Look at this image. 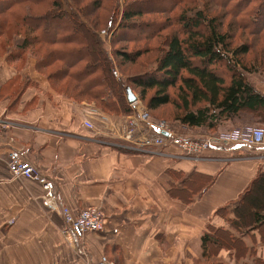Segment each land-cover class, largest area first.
Listing matches in <instances>:
<instances>
[{
	"label": "crops",
	"instance_id": "0c3cea01",
	"mask_svg": "<svg viewBox=\"0 0 264 264\" xmlns=\"http://www.w3.org/2000/svg\"><path fill=\"white\" fill-rule=\"evenodd\" d=\"M15 71L0 68V264H77L83 257L61 215L41 205L40 185L10 177L6 154L12 148L55 179L70 209L102 210L103 228L81 239L84 258L105 255L117 264H264V177L251 189L264 173V146L231 143L195 158L170 145L140 149L122 138L124 117L91 104L111 122L90 116L95 127L90 130L82 125L88 104L53 92L41 95L44 82L11 102L14 76L25 77ZM257 88L264 93V85ZM243 123L264 125L261 119H229L212 130L173 128L204 136ZM204 128L206 133L200 132ZM191 173L197 174L192 186L210 182L191 190L182 183ZM235 208L245 211L247 222ZM204 233L212 238L205 256Z\"/></svg>",
	"mask_w": 264,
	"mask_h": 264
},
{
	"label": "trees",
	"instance_id": "16d2710c",
	"mask_svg": "<svg viewBox=\"0 0 264 264\" xmlns=\"http://www.w3.org/2000/svg\"><path fill=\"white\" fill-rule=\"evenodd\" d=\"M72 1L78 4L81 0ZM105 1L94 0L93 11L103 7ZM148 1L152 4L149 8H146L144 3L140 6L132 3L134 8L132 5H127L121 15V23L124 22L126 26L123 25V28H129L127 24H133L131 21L137 20L135 18L150 13L164 14L162 19L169 18L168 22L172 25L175 21L180 24L178 30L174 28V32L165 37L163 41L165 48L157 59L155 71L147 74V78L133 81L143 94L150 90L156 91L148 101V108L157 109L172 102L169 90L177 87L182 96V103L177 99L178 103L175 106L178 114L175 118L181 124L212 130L220 121L238 119L244 112L255 114L256 117L251 116L250 119L264 121V93L252 85L242 71L237 70L236 64L229 63L230 60L240 63L239 56L248 52V45L243 43L233 48L230 32L221 29L222 20L218 21L216 17L207 20L202 11H196L189 16L185 14L187 9L183 8L178 17L172 15L181 3L184 4V0ZM213 2L220 7H228L227 13H235L233 17L243 21L245 25L259 22L257 12L246 10L247 6L253 5L256 0H247L241 9L237 7L242 1L221 0L220 4L217 0ZM60 5L59 0H0V16L17 22L16 31L26 29L33 34L25 33L22 43L16 46L15 51L8 54V58L21 59L27 48L36 44L48 45L52 48L51 53L44 60L38 61L37 65H50L55 61L61 63L63 66L56 75L60 76V79L72 81L86 97L95 102L97 108L110 115L131 113L132 108L126 103L124 92L127 87L134 92L133 88L128 84L124 86L122 78L117 77L112 59L94 31L77 17L78 14L63 13ZM23 11H26L24 15L21 13ZM247 13L254 15L246 16ZM8 22L10 21H4V23ZM8 24L0 26V29L8 30L11 28L10 23ZM263 24L264 18L261 25ZM135 26L141 27L144 24H135L132 27ZM145 26L153 27L150 37L155 38L162 32L164 24L161 28V25H156V31L154 26L149 24ZM53 27L56 32L48 35V31L51 32ZM179 32H183L185 36L181 37ZM2 35L4 33L0 32V40ZM140 54L136 52L125 57L128 61L129 59L133 61ZM99 60L102 61L101 64ZM221 65H228L229 75L220 72ZM125 82L128 83L127 80ZM244 125L246 123L237 127ZM196 177V173H191L182 178V183L185 186L186 183L189 184L188 188L191 190L200 191L210 182L209 179L204 185L196 182L192 186ZM263 177L264 173L259 174L253 180L254 185L251 184V189ZM244 212L242 208L239 211L235 208V213L247 222L248 218L244 217ZM259 218V214H254L256 221H259ZM201 240L203 256H205L206 245L211 244L212 238L210 234L204 233Z\"/></svg>",
	"mask_w": 264,
	"mask_h": 264
},
{
	"label": "rangeland",
	"instance_id": "374dc122",
	"mask_svg": "<svg viewBox=\"0 0 264 264\" xmlns=\"http://www.w3.org/2000/svg\"><path fill=\"white\" fill-rule=\"evenodd\" d=\"M59 1H61L60 8L63 13L78 14L77 17L90 27L97 37L100 38L102 46L110 55L112 62L114 63L113 65L117 71V77L122 78L124 86L127 84L131 85L134 94L138 98L137 105L133 108L131 103L127 102L125 91V100L132 108V112L115 116L126 117L125 115L136 114V110H143L148 113L149 118L153 121L162 120L171 128L181 127V123L175 118L178 114V109L175 106L178 103L177 99L182 103V96L177 87L170 88L169 90L172 102L161 105L157 109H150L147 104L156 91L150 90L147 91L146 94H143L140 89L133 84V81H136L139 78H144L147 74L155 71L157 67V59L165 48L163 42L165 37L172 34L174 32L173 30H178L180 24L177 21H175L173 25L170 24L168 22L169 18L162 19L165 16L164 14L150 13L135 18L137 20L131 21L134 25L143 23L144 26L132 27L134 26L133 24H127L129 28H123V25L124 27L126 26L124 22L121 23V15L127 5L133 6V4H139L138 6H140L141 3H144L146 4L144 6L149 8L152 4L149 3L148 0H106L103 7L96 8L95 11L92 9L94 0H81L78 4L74 3L72 0ZM238 1H242V3L237 9H241V6L247 3V0H237V2ZM217 2L220 4L221 0H217ZM167 4L169 3L167 2ZM233 7L236 6L233 5ZM183 8L187 9L185 14L189 16L193 15L196 11H202L205 17H207V20L212 17H216L218 21L222 20L221 29L224 32H230L233 48L243 43L248 45V52L245 55L239 56L240 63L236 60H230V65L236 64L237 70L242 71L252 85H255L256 87L264 85V24L261 25L264 18V0H256L253 5L247 6V11H253V13L257 12L259 15V22L252 23V25H245L243 21H238L239 19L233 17L235 16V13H227L228 7H220L214 3L213 0H184V4L181 3L172 15L178 17ZM233 11L235 12V8ZM25 12L26 11H23L21 13L25 14ZM31 12H33V15H36L34 11ZM223 13H225V15ZM250 15L252 16L254 14L247 13L246 16ZM254 18L256 19V17ZM5 20L10 21L8 23H10L11 28L8 30L0 29V32L4 33L0 40V68L4 66L6 68L12 67L16 70L15 72L17 75L23 73V76H25L22 79H17L16 76H14L13 83L11 84L8 93L11 102H15L18 99L21 100L26 89L30 90V88H35L36 90H39L41 82H44L45 87L43 89L40 88L39 90V94L41 95L47 96V93L45 92H53L64 96L67 95L70 100L88 104L86 105V108L91 107V104H95V102L86 97V95L82 93L72 81L69 79H60V76L56 75V72L63 66L61 63L55 61L50 63V65H37L38 61L41 59L44 60L51 53L52 48L50 46L36 44L27 48L26 53L21 59L10 61L8 54L15 51L16 46L22 43L23 38L26 35L25 33L30 32L26 29L16 31L15 26L18 25L17 22L8 17L5 18V16H0V26L3 27L5 24H8L4 23ZM147 24H149V26H154V28L156 25H161V28L164 24V27L157 37L151 38L150 35L153 27L147 28L145 26ZM129 25H131V27ZM156 29L157 28H155L154 31H156ZM55 32L56 29L53 27L51 32L48 31V35ZM30 34L33 35L32 33ZM179 35L181 37L185 36L183 32H179ZM136 52H140V56L133 61L129 59V62L128 58L125 56L132 55ZM130 58L132 57L130 56ZM99 59H101V56ZM101 63L102 61H100V64ZM220 67V72L224 75H229L228 65H221ZM125 80H127L128 83H126ZM52 104L54 105L55 103L52 102ZM251 116L256 117L255 114L252 115L248 112H244L241 113L239 118L250 119L252 118ZM259 116L260 114L258 117ZM87 118L88 115H86L84 119ZM206 131L207 129L204 128L200 132L206 133Z\"/></svg>",
	"mask_w": 264,
	"mask_h": 264
},
{
	"label": "built area",
	"instance_id": "2783aa9c",
	"mask_svg": "<svg viewBox=\"0 0 264 264\" xmlns=\"http://www.w3.org/2000/svg\"><path fill=\"white\" fill-rule=\"evenodd\" d=\"M137 102L138 99L131 103V106L135 108ZM85 114L88 117L99 115L103 122H111L110 116L98 112L97 108L94 107L86 108ZM125 116L120 124L122 138L140 149H162L170 145L183 155L195 158L203 155L211 148L224 147L231 143L247 147L264 146V125H244L204 136H191L176 131L162 120H151L148 113L143 110H136V114ZM82 125L90 130L95 128L88 118L82 121ZM3 130L4 125L0 123V136L3 135ZM6 167L11 178L29 179L40 185L42 191L40 195L41 205L45 209L57 211L61 215L66 225L64 231L73 235L75 239L72 243L77 251L83 252V257L77 264H117L105 255L94 260L90 256L84 258V254L87 255L88 253L81 244V239L86 234L103 228L104 216L99 207L86 206L74 210L70 209L64 203L55 179L28 160L18 149L8 150Z\"/></svg>",
	"mask_w": 264,
	"mask_h": 264
},
{
	"label": "water",
	"instance_id": "95a60500",
	"mask_svg": "<svg viewBox=\"0 0 264 264\" xmlns=\"http://www.w3.org/2000/svg\"><path fill=\"white\" fill-rule=\"evenodd\" d=\"M126 95H127V101L129 103H134L138 99L137 96L129 87L126 88Z\"/></svg>",
	"mask_w": 264,
	"mask_h": 264
}]
</instances>
